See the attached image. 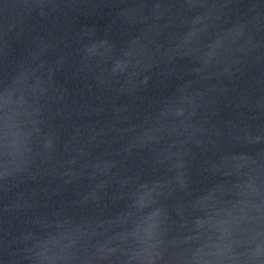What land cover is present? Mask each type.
Returning <instances> with one entry per match:
<instances>
[{"label": "water", "instance_id": "95a60500", "mask_svg": "<svg viewBox=\"0 0 264 264\" xmlns=\"http://www.w3.org/2000/svg\"><path fill=\"white\" fill-rule=\"evenodd\" d=\"M0 264H264V0H0Z\"/></svg>", "mask_w": 264, "mask_h": 264}]
</instances>
